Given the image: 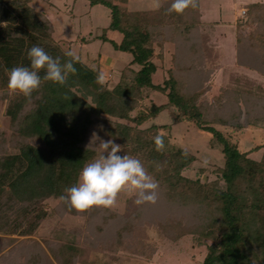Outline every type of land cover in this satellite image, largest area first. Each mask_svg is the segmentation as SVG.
<instances>
[{"label":"trees","instance_id":"trees-1","mask_svg":"<svg viewBox=\"0 0 264 264\" xmlns=\"http://www.w3.org/2000/svg\"><path fill=\"white\" fill-rule=\"evenodd\" d=\"M30 1L0 0V89L9 99L5 115L11 128L8 140L0 133V233L28 238L37 234L49 216L45 201L55 198L64 203L60 197L67 196L66 189L77 185L84 166L98 157L96 149L86 151L85 146L102 125L104 138L121 146L118 154L139 159L158 182L157 202L150 212L162 231L175 227L174 218L187 217L185 231L197 236L198 246L207 248L202 264H264V144L242 153L215 128L243 109L248 124L264 130V85L235 73L222 103L200 102L201 82L210 71L203 70V61L213 51L210 32L201 25L203 0L183 14L168 11L172 0H161L158 10L148 12L128 11L113 0H88L90 6L100 4L110 10L109 26L100 40L132 56L119 81L112 88L98 83L99 72L78 59L74 61L77 72L70 73L64 85L45 81L31 97H25L8 88V72L16 66L30 67L28 51L33 46L59 57L62 64L72 60L52 38L51 22ZM245 10L235 23L236 63L264 76V3H249ZM161 25L182 37L188 61L186 67L168 69L167 78L155 84L153 31L164 28ZM241 26L249 30L246 38L241 36ZM107 31L117 32L119 42L107 38ZM207 59L213 62L212 57ZM39 74L43 77L44 72ZM144 89L165 94L167 103L152 105L131 119L133 126L115 121L130 120ZM166 108L176 109L177 122L192 123L211 134L223 156L218 178L208 182L183 176L195 156L169 145L158 126L140 128ZM157 135L164 140L162 151L156 150ZM259 150V160L250 157ZM153 205L148 203V209ZM136 207L122 217L111 213L109 218L120 228L118 236L137 229L131 227ZM64 248L79 254L76 247Z\"/></svg>","mask_w":264,"mask_h":264},{"label":"rangeland","instance_id":"rangeland-1","mask_svg":"<svg viewBox=\"0 0 264 264\" xmlns=\"http://www.w3.org/2000/svg\"><path fill=\"white\" fill-rule=\"evenodd\" d=\"M113 1L128 11L158 10L155 7L156 0ZM258 2L264 3V0L201 2V25L210 32L209 44L213 51L205 54L203 61V70L210 68V71L208 78L201 82L200 102L215 105L222 103L224 90L229 87L231 75L235 73L264 85L262 74L239 67L236 63V19L244 16L246 4ZM160 4L162 6L161 0ZM30 6L51 22L52 38L65 52H74L87 66L99 74L103 73V83L109 88L119 81L121 70L131 61L132 56L100 40V35L110 22V10L107 7L100 4L90 6L88 0H31ZM161 26L164 28L158 29L156 33L153 31L152 46L156 53L154 63L158 67L153 76L155 84H161L167 78L168 69L175 70L173 68L176 65L186 67L188 61L187 56H184L182 37L178 38L172 27L170 30L165 25ZM241 30V36L246 38L249 30L244 26H241ZM105 35L116 42L121 38L117 32L112 31H107ZM207 57H212L213 62ZM134 68L137 69L136 66ZM142 95V101L129 114L130 120H112L133 126L131 119L146 113L152 105L167 103L166 95L158 91L144 89ZM8 100L0 89V133L7 140L11 134L10 118L5 115ZM176 112L175 108H166L149 118L140 128L158 126L169 145L195 156V161L183 171V176L208 182L215 180L218 178L217 169L223 167V156L214 147L211 134L192 123L177 122ZM215 128L227 136L232 144H236L242 153L264 144V130L249 125L243 109L236 118L217 124ZM94 130L100 139H107L102 130ZM96 144H99V140L93 142L94 149ZM261 154L262 150L253 151L250 157L259 160ZM136 199L135 194L121 193L114 207H93L86 212H77L69 202L50 198L44 205L49 214L48 219L43 222L37 234L28 238L0 233V264H30V261L37 259L41 264H202L207 248L204 245L198 246L197 236L185 231L187 217L174 218L175 227L164 232L151 216L150 211L155 204L148 209V203L138 205ZM130 202L132 205L129 207ZM136 205L137 216L131 227L137 229H133L131 234L128 231L118 236L120 228L109 218L111 213L122 217ZM65 245L76 247L79 254L72 255L65 250Z\"/></svg>","mask_w":264,"mask_h":264},{"label":"clouds","instance_id":"clouds-1","mask_svg":"<svg viewBox=\"0 0 264 264\" xmlns=\"http://www.w3.org/2000/svg\"><path fill=\"white\" fill-rule=\"evenodd\" d=\"M199 6V0H172L169 12L183 14L189 8ZM155 7H161L160 0H156ZM72 57L65 63H61L59 57L53 58L42 47L33 46L28 51L30 67L16 66L8 72V88L25 97H31L45 81H51L59 85L67 82L69 74L77 72L74 61L78 60L72 51L66 53ZM44 72L43 77L39 74ZM105 76L100 73L97 82L103 84ZM103 130V126H98ZM101 154L94 161L86 164L79 177V183L66 189L67 196H61L62 200L70 203L72 209L77 212H86L93 207H114L121 193L135 194L136 204H155L158 198V182L148 173L142 162L127 154L119 155L121 146L113 140H103L93 131L86 151L93 146V142ZM157 151L164 149L163 137L157 135L154 139Z\"/></svg>","mask_w":264,"mask_h":264},{"label":"crops","instance_id":"crops-1","mask_svg":"<svg viewBox=\"0 0 264 264\" xmlns=\"http://www.w3.org/2000/svg\"><path fill=\"white\" fill-rule=\"evenodd\" d=\"M261 3H263V2H261ZM249 4V3H248ZM247 5V4H246ZM239 9H241V7L239 8Z\"/></svg>","mask_w":264,"mask_h":264}]
</instances>
